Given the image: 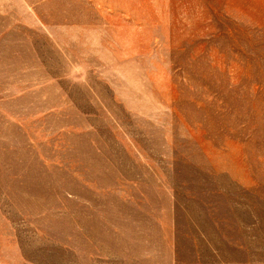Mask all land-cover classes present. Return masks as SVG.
I'll return each instance as SVG.
<instances>
[{
    "label": "rangeland",
    "instance_id": "374dc122",
    "mask_svg": "<svg viewBox=\"0 0 264 264\" xmlns=\"http://www.w3.org/2000/svg\"><path fill=\"white\" fill-rule=\"evenodd\" d=\"M0 264H264V0H0Z\"/></svg>",
    "mask_w": 264,
    "mask_h": 264
}]
</instances>
